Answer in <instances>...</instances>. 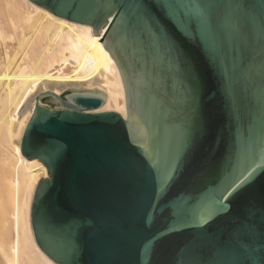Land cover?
I'll return each instance as SVG.
<instances>
[{
  "label": "water",
  "instance_id": "water-1",
  "mask_svg": "<svg viewBox=\"0 0 264 264\" xmlns=\"http://www.w3.org/2000/svg\"><path fill=\"white\" fill-rule=\"evenodd\" d=\"M90 25L97 89L43 92L21 136L47 169L36 244L57 264H264V0H29Z\"/></svg>",
  "mask_w": 264,
  "mask_h": 264
},
{
  "label": "bare ground",
  "instance_id": "bare-ground-1",
  "mask_svg": "<svg viewBox=\"0 0 264 264\" xmlns=\"http://www.w3.org/2000/svg\"><path fill=\"white\" fill-rule=\"evenodd\" d=\"M100 38L90 25L60 18L29 0H0V128L12 158L4 164L8 181L0 190L11 200L8 213L0 209V264H57L38 247L30 224L33 192L48 176L43 163L27 159L20 148L35 97L51 91L58 95L67 86L97 89L106 98L95 111L127 117L121 75ZM8 220L11 234L5 237L2 227Z\"/></svg>",
  "mask_w": 264,
  "mask_h": 264
},
{
  "label": "rangeland",
  "instance_id": "rangeland-1",
  "mask_svg": "<svg viewBox=\"0 0 264 264\" xmlns=\"http://www.w3.org/2000/svg\"><path fill=\"white\" fill-rule=\"evenodd\" d=\"M1 8H3V7H1ZM35 50H37V48ZM30 52H31V50H29L27 54H30ZM71 82H73V81H71ZM67 88H71V87L67 86V87L63 88L62 91H64ZM2 129H3V131H2ZM0 132H1L0 133V137H1V139H0V143H1L0 144V147H1V151H0V154H1L0 155V190H4L5 191V187L7 186L6 183L8 181V173L6 172V170L4 171L5 167H7L6 165L4 166V164L8 163L9 161H11L12 158H10L11 157L10 150L5 148V147H3L4 146L3 143H6V141H7L6 131H5V129L3 127H1L0 128ZM17 142H18V139L15 138L14 139V143H17ZM3 150H5L6 153H4ZM7 150L9 152H7ZM3 154H5V155H3ZM5 156H6V158H5ZM7 156L9 157V159H8ZM2 161H4V162H2ZM5 179H6V183H5ZM3 192L0 193V209L2 208V209H4L5 213H8L9 210L11 209V200H10V197L8 195V192H5V193H3ZM5 224H6V226L2 227V229L4 230L5 237H9L10 234H11V229H10L11 228V222H10V220H8V222L5 223Z\"/></svg>",
  "mask_w": 264,
  "mask_h": 264
}]
</instances>
